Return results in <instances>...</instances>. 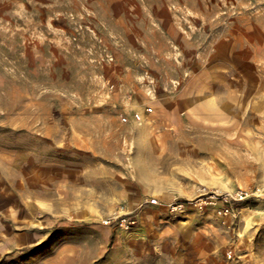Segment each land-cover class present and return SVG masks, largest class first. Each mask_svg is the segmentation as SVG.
Here are the masks:
<instances>
[{
  "label": "rangeland",
  "instance_id": "obj_1",
  "mask_svg": "<svg viewBox=\"0 0 264 264\" xmlns=\"http://www.w3.org/2000/svg\"><path fill=\"white\" fill-rule=\"evenodd\" d=\"M232 111L233 137L217 135ZM151 136L159 175L139 162L161 203L102 199L125 162L106 146L128 143L132 169L135 138ZM255 186L264 0H0V264H264V195L227 215L162 202ZM130 210L132 230L103 223Z\"/></svg>",
  "mask_w": 264,
  "mask_h": 264
},
{
  "label": "crops",
  "instance_id": "obj_2",
  "mask_svg": "<svg viewBox=\"0 0 264 264\" xmlns=\"http://www.w3.org/2000/svg\"><path fill=\"white\" fill-rule=\"evenodd\" d=\"M218 107L219 105L217 104V112H218ZM208 117V116H206ZM211 118L209 119L211 122H217L218 124L220 122L223 121L224 119V115H219V114H215V116H210ZM131 121H128V123H120V126H122L123 128H128L129 125H136V121L129 119ZM228 125H227V129L226 131L221 130V133H218L217 131V135L219 136H224L226 134V136H232L234 135V115H233V111H232V115H231V119H228ZM237 134H238V121H237ZM164 139V138H163ZM167 139V138H166ZM169 142V141H168ZM135 143L136 144H141L142 146L140 148H138L135 152V154L132 157V163H133V168L131 169H127V160L126 157L124 156L125 152L127 153V144H125V146H123V143H119L116 148H113V144H110L111 147H108V145L106 146L107 149H105L107 152V154L105 156L106 159L108 160H114V158H122L123 160H125V162H123L122 168L120 167V179H119V184L116 186V184L112 183L110 184V186L108 187V189L104 190V193L106 191V193H103V198L104 200H106L107 202H112V201H119L121 202V206L125 207V208H136L141 206V211H145V210H149V209H155L157 206L155 204H151L148 203V199L147 197H145V190H144V186H143V181H144V174H145V170L149 169L148 168V163H144L142 161V163L139 162V158H143L144 155L146 154V156L148 157L146 162L150 161L151 159V166L152 169H149L147 174H149L151 177H154L155 175H159L157 169L153 168L154 165V161L155 160H159L160 157V143L159 140H157V138L155 136H151L148 137L146 140L141 138H135ZM163 143V142H162ZM168 144H171L170 142ZM111 148L113 149L111 151ZM117 149V150H116ZM171 148L168 147V149H164V150H170ZM145 164V165H144ZM154 179V178H153ZM153 189V188H151ZM151 191V190H150ZM171 191H178L177 188L175 187V189H171ZM169 198H165L164 200L170 199Z\"/></svg>",
  "mask_w": 264,
  "mask_h": 264
},
{
  "label": "built area",
  "instance_id": "obj_3",
  "mask_svg": "<svg viewBox=\"0 0 264 264\" xmlns=\"http://www.w3.org/2000/svg\"><path fill=\"white\" fill-rule=\"evenodd\" d=\"M152 106L144 108L145 113H150ZM144 112L135 110L132 114L135 121L140 122L144 119ZM123 121L128 117L123 115ZM205 190V188H204ZM203 190V191H204ZM264 195V187H240L234 190L227 191H204V193L196 199H184L173 196L170 199L162 201L163 204L173 213H180L185 211L191 204L202 206L203 204L215 205L218 214L227 215L235 211V203L247 199H256ZM151 204H160L161 200L158 197H150L147 201ZM219 203V204H218ZM218 204V205H216ZM141 206L136 207L138 210ZM103 223L121 227L124 230H132L139 223L138 212L134 210L124 211L119 214L111 215L103 219Z\"/></svg>",
  "mask_w": 264,
  "mask_h": 264
}]
</instances>
